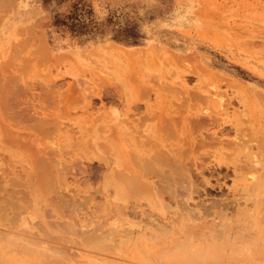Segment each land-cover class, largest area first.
<instances>
[{
    "label": "rangeland",
    "instance_id": "374dc122",
    "mask_svg": "<svg viewBox=\"0 0 264 264\" xmlns=\"http://www.w3.org/2000/svg\"><path fill=\"white\" fill-rule=\"evenodd\" d=\"M17 20H23L20 26H14ZM61 44H68L61 50L68 53L55 55ZM0 45L7 46L0 54L8 57L5 62L0 60V104L16 100L19 109L28 107L32 112L47 102L72 105L66 94L73 75L94 68L100 45L109 47L102 52L111 62L114 78L123 80L115 84L124 90L123 98L116 97L109 108L99 104L100 110L96 109L101 117L108 111L117 113L111 124L115 130L120 128L117 142L121 148L109 157L103 150L96 152V167L91 170L95 184L82 183L76 187L79 194H74L79 204L85 194L94 195L88 203L40 227L41 220H30L27 212L7 214L12 200L0 199V264H264V198L254 199V187L242 179V166H250L251 152L259 146L245 147L248 136H240L251 133L264 142V0H0ZM207 89L216 95L209 112L218 118L213 117L206 126L203 142L199 137L190 138L186 122L201 108ZM10 94L15 97L9 98ZM10 113L14 114L9 110L7 115ZM14 116L8 118H20ZM141 116L145 118L140 126ZM163 127L170 133L169 139ZM143 135L159 145L152 146ZM212 138L222 142L212 144ZM240 139L243 142H234ZM196 142L202 146L197 145L193 152ZM241 143L243 149L234 148ZM164 151L167 166L160 165ZM150 154L155 155L151 157L154 161ZM133 156L138 163L130 158ZM182 163L187 171L182 170ZM156 168L171 173L157 174ZM116 169L128 175L141 170V179L122 172L129 178L120 180L122 170ZM139 180L147 183L141 186ZM146 184L152 185V191H147ZM134 186L139 187L138 193L144 186L141 197ZM144 209L154 215H146ZM59 219L65 221L64 226ZM193 244L199 249L195 245L191 250Z\"/></svg>",
    "mask_w": 264,
    "mask_h": 264
},
{
    "label": "bare ground",
    "instance_id": "6f19581e",
    "mask_svg": "<svg viewBox=\"0 0 264 264\" xmlns=\"http://www.w3.org/2000/svg\"><path fill=\"white\" fill-rule=\"evenodd\" d=\"M39 40H40V38H39ZM4 45H0V52L1 51L4 52V51L7 50V46L5 47ZM2 46H4V47H2ZM105 47H106V50H107V48H109L108 46H105V45H100L97 48V53H96L97 57L95 59L96 61L94 60V62L96 64H94V68L90 67L89 70H84L82 72H78V73H75L73 75L74 81H72L73 83H70V85L68 87V91L66 90L67 93H68V95L66 94V98L68 100L72 98L71 99V101L73 102L72 105H70L69 103H68L69 105L67 103L64 104V102H62V101H55V103H53L54 105H50V104L48 105L49 102H47L46 106H43V108L36 109L34 112H32V111L29 110L28 107L19 109V107H21L20 104H18L16 102H11V101L9 102V101H7V99H6V103H1L0 104V115H2V116L4 115L3 118L0 120V199L6 198V200H7V198L9 197V199L12 200L11 207H10L11 210L10 211L8 210L7 214H12L14 216H16V215L18 216V215H20V213L23 214L24 212H27L28 217L30 218V220L39 219V220H41L40 221L41 225H39V226L40 227H42V226L44 227V225L47 224V221H49L48 223L51 224V218H53L55 216H58L59 218H63V215L65 213H67L69 209H70V211L73 210V212H74V210L79 209L78 207L83 206V204L88 203L89 202V196L90 197L92 196L91 194L90 195H86L85 194L84 196H82V199H80V204L77 203L74 200V194H79V190L76 187L80 186L82 183L92 184L94 182V176L92 174L93 173L92 171H93V167L96 165V162H95V154H96V152H98L100 150H103L105 155L107 157H109L114 151L120 150L121 144H119L117 142V138L119 137L118 136L119 133L117 134V132H119L120 128H117L116 129L117 131H116L115 130V126L113 127V125L111 124V121L113 120L114 116L117 115V113L115 111H111V112L108 111L105 114L104 117L99 116V114L97 113V111L100 110L99 106L107 109V108L110 107L111 103L114 100H117L116 97L117 98H121V97L123 98V96H124V90L120 89L122 87L121 86L118 87L115 84V81L117 83L119 80L120 81H123V80L122 79L116 80L114 78L112 70H111V66H110L111 62L109 63V59L105 57L106 56L105 52H102V51H105ZM6 57L7 56H5V54H0V60L4 59ZM2 61H0V62L3 64ZM4 62H5V59H4ZM6 62H8V61H6ZM123 85H124V83H123ZM211 90L207 89L206 92H204L205 94L203 93L204 94L203 97H202L203 99L199 103V106L201 108H197V111H195L193 117L191 116V118H190V117H187L188 115L186 116L187 119H189L188 124L186 122V130L190 132V138L192 137V139H195L196 137H199L200 140L203 141V142L206 140V138H205L206 135H205V131L204 130L206 129L207 125H210L209 123L214 117L213 114L209 112L210 110H212V105L214 103V97L216 96V95L213 96L214 93ZM66 91L64 90L63 92H66ZM190 92H189V94H190ZM56 94H57V92H56ZM3 95L1 97H2V99H5V98H3V97H5V95L4 96ZM11 96L12 97H10V98L15 97L13 95H11ZM61 96L63 97V95L62 94L59 95L60 100H64V97L62 98ZM190 96H194V95H190ZM218 96L220 97V95H218ZM221 97H222V95H221ZM218 100H220V99H218ZM67 102H69V101H67ZM114 102L116 103V101H114ZM220 102H221V100H220ZM182 105H184V104H182ZM135 106H137V109H138V105L136 104ZM30 107H31V105H30ZM96 109H97V111H96ZM134 109H135V107H134ZM9 110H12V112L14 114H16V116H18L20 118H16V119H13V120L9 119L10 115L14 116V114L12 115L11 113H10L9 116L7 115V114H9ZM149 115L150 114H148L146 116H149ZM141 117L143 118V116H141ZM152 117H155V116H151L150 119H152ZM161 117H163V116L160 115L159 119ZM215 117H214V119L218 118V117H216V118ZM144 118L141 121H139L141 123H137V124H139L140 126L143 125ZM164 120H166V118H164ZM164 120L162 119V123H163ZM175 120H176V118H175ZM159 121L161 123V119ZM159 121L157 122L158 125H159ZM212 121H214V120H212ZM129 122H127V124ZM169 122H170V120H169ZM168 123H166V125ZM176 123H177V121L175 122V125H176ZM212 123L213 122H211V124ZM178 124H180V122H178ZM163 125H164V123H163ZM129 126H132V125L130 124ZM160 126L162 128V124H160L159 127ZM169 126L171 127V125H168V126H166V128L168 127V129L172 130L173 128L172 127L170 128ZM176 126H175V128H177ZM161 128H159V129H161ZM166 128L163 127V129H164L163 131L164 132L166 131L165 130ZM177 129H179V128H177ZM225 129H226V126H225ZM248 130H249V128L247 129V127H246V131H248ZM136 131H138V130H136ZM226 131H227V129H226ZM240 131H242V129ZM219 132L220 131L218 130V133ZM138 133L139 134L141 133L140 130L138 131ZM172 133H173V131H172ZM168 134H170V133H168ZM168 134H167V136L165 135L166 138L168 137ZM187 134H188V132H187ZM187 134H186V136H189ZM237 134H239V133H237ZM244 134L245 133L242 132V134L240 136H242V135H243V137L244 136L246 137V135L248 136V139L246 138L245 139L246 141H244V144L246 145L245 147L248 148V146H250V145L254 146V144L258 143L259 148H258V150L255 151V149H254L253 152H251L252 160H251L250 166L246 165L248 161H246V164L244 163V165H246V167L244 166V168H243V166H242L243 175H244V177L242 179H243V181L245 183L250 184V187H254L253 189H254L255 192L253 191V195H252V196H254V199H256L258 197V199L260 198V200H262L264 198V142H262L261 140L258 141V139H261V137L256 139V137L254 138V136L251 133H246L245 135ZM174 135H172V136H174ZM176 135L174 137H176ZM162 136H163V138H165L164 133L162 134ZM169 138L170 137H168L167 139H169ZM178 138H181V137L179 136ZM184 138H183V141H186V138L185 139ZM199 138H198V140H199ZM207 138H208V136H207ZM145 139H146V137H145ZM147 139H146V141H147ZM181 139H179V140H181ZM212 139H213L212 144H216L217 142L219 144L220 142H222V140H220L219 138H216V139L212 138ZM198 140H197V142H199ZM228 140L229 139H226V143H227ZM240 140H238L239 142L238 141H234V142H236L238 144L240 142H243L242 140H244V139L242 138V140L241 141ZM149 141H151L152 146H154V144L159 145V143H157L156 141L155 142L152 141L150 138L148 139V142ZM190 141H192V140L190 139ZM197 142H196V144L195 143L193 144V145H196V147H193V152H194V148H196V150H197L198 149L197 145L198 146L200 145V143L197 144ZM206 142H205V144H206ZM144 143H145V141H144ZM251 143H253V144H251ZM175 144L176 143H174V145ZM184 144H185V142H184ZM210 144H211V142H210ZM223 144L226 145L225 143H223ZM237 144H234V148H236L238 146V148L242 147V149H243L244 145H242V143L240 144L242 146L237 145ZM165 145H167V144H165ZM189 145L192 146V144H189ZM208 145H209V143L206 144V147ZM200 146H202V144ZM238 148H236V149H238ZM250 148H252V147H250ZM160 150H161V148H160ZM244 150H246V148H244ZM178 151H179V149H178ZM155 152L157 153V151H155ZM159 154L162 156L161 153H159ZM159 154H157L156 156H158ZM165 154H166V152L163 154V156H162L163 158L161 157L163 159V161L166 159L164 157ZM152 156L154 157L155 155L150 154V158ZM158 157L160 158V156H158ZM130 158H133V160H134V156L130 157ZM201 158H203V157H201ZM240 158L242 159L243 157L240 156ZM151 159L154 161L153 158H151ZM157 159H156L155 162L159 163L160 161H157ZM133 160H132V162H133ZM146 160L147 159H145V161ZM152 160H151V162H153ZM183 160L184 159H182V162L184 163ZM134 161H136L138 163V161L136 159ZM145 161L143 163H146V166H148L147 162H145ZM126 162L130 163V161L128 159H127ZM148 162L150 164V161H148ZM128 163L126 164V166H129ZM162 163H164V165L167 166V164H165L166 161L160 162V165ZM183 163H182L183 166L181 165V168L185 166ZM136 164H135V167H137ZM186 165H188V163ZM146 166H144V172L149 170V169H145ZM150 166L152 167L153 165H150ZM139 167L141 168V166L138 165L137 168H139ZM178 167L176 166V169ZM126 168H128V167H126ZM153 168H155V167L153 166ZM168 168H169V166H168ZM181 168H180V170H181ZM188 168H189V165H188ZM238 168H240V167L238 166ZM94 169H96V168H94ZM130 169H131V167H130ZM141 169H143V168H141ZM156 169H154L153 172H155ZM172 169H174V166H173ZM186 169L182 168V170H186ZM191 169H193V168H191ZM121 170L122 169H119V170H117V172L121 171ZM236 170H237V168H236ZM98 171H96V172H98ZM151 171H149V172H151ZM156 171H157V174L158 173L160 174V172H162V171H167V168H166V170L165 169L163 170V168H162L161 171L159 169H157ZM122 172H123V170L121 171V173ZM140 172H141V170H140ZM140 172H138V173H140ZM144 172H143V174H144ZM169 172H168V174H169ZM174 172L176 173V171H174ZM235 172L240 173V171H235ZM116 173H114V176L117 177V175H118V177H120V174L115 175ZM123 173L128 175L126 172H123ZM123 173L121 175H123ZM130 173H132V172H130ZM138 173L137 174L136 173H134V174L132 173L133 177L135 175L138 176ZM146 173H145V176L147 177ZM192 173H193V171H192ZM150 174L151 173H148V175H150ZM204 174H205V172H204ZM95 175H96V173H95ZM131 175H128V176H131ZM163 175H165V172H164ZM123 176H124V178L121 176L122 179L120 177V180H123V179H125L127 177L125 175H123ZM167 176L169 177L170 175H167ZM167 176L165 177V179L168 180ZM192 176H193V174H192ZM133 177L131 176V178H133ZM128 178L129 177H127L126 179H128ZM138 178H140V175L138 176ZM153 178H154V176H153ZM169 179H170L169 180V182H170L171 178L169 177ZM200 179H201V176H200ZM135 180H137L136 176H135ZM164 180H163V182L167 181V180H165V181ZM184 180L186 181L185 178H184ZM139 181H141V180H139ZM153 181H158V180L156 179V180H153ZM142 182H143V180L139 183V185L142 186ZM143 183L145 184L147 182L144 181ZM177 183H178V181H177ZM94 184H95V182H94ZM135 184H137V182L133 183V185H135ZM164 184H166V182ZM164 184H163V186H164V188H166L167 186L165 187ZM167 184L170 185V183H168V181H167ZM173 184H174V181H173ZM187 184H189V182ZM187 184H185V185H187ZM116 185H117V181H116ZM139 185L137 184V186H139ZM147 185L149 187V185H151V184H146V186ZM144 186L141 188L142 190L141 189L139 190L140 191L139 193H138L139 187L137 188L136 186H134L133 190L136 191V193L138 194L139 197L142 196L141 195V191H142V193L144 192L143 191L144 190ZM161 186H162V184H161ZM161 186L159 184H157V187H161ZM173 186H171V188H173ZM148 187H147V191H149L148 189H150L152 187V185H151V187H149V188ZM97 188H98V186H97ZM161 188L163 190V187H161ZM171 188H169V189H171ZM185 188H186V186H185ZM188 188H189V185H188ZM193 188H194V186H193ZM151 189H150V191H152ZM197 190H198V187H197ZM197 190L195 189V191H197ZM92 192L93 191H91L90 193H92ZM96 192H98L97 189L95 190V193ZM131 193H132V191H131ZM150 194L153 196L152 192ZM95 196H97V195L95 194ZM250 197L248 199H251ZM98 199H100V198L98 197ZM190 199H191V197L188 200H190ZM221 201H226V200H221ZM216 202H217V200H216ZM218 202H220V201H218ZM177 203H178V201H177ZM179 203H181V202H179ZM224 203H227V202H224ZM167 204L170 205V203H167ZM221 204H222V202H221ZM228 204H230V203L228 202ZM144 205H146V204L143 203V206ZM163 205H164V203H163ZM184 205H185V203H184ZM214 205L212 206V208H216V207H214ZM226 205L227 204H225V206ZM165 206L166 205H164V207ZM132 207H134V205H132ZM191 207H193V206H191ZM217 208H220V207H217ZM8 209H9V207H8ZM99 209H100V206H99ZM189 209H191V208H189ZM110 210H111V208H110ZM186 210H188V209L186 208ZM215 210H213V212ZM225 210H226V208L224 209V211ZM193 211L195 212V210H193ZM218 211H217V213H218ZM222 211H220V214L223 215L224 212H222ZM144 212L146 213L145 209H144ZM17 213H19V214H17ZM127 213H128V211H127ZM130 213H131V211H130ZM138 213H140V210H139ZM150 213L151 212L148 211V213H146V215L150 214ZM134 214H136V213L134 212ZM134 214H133V216H135ZM137 214H136V216H137ZM152 214L153 213H151V215ZM220 214H219V216H220ZM138 215H140V214H138ZM195 216H198V215H195ZM74 217H75V215H74ZM27 220H28V218H27ZM70 220H68V221H70ZM153 220H154V218H153ZM59 221H61L60 224H62V226H64L63 222L65 223V221H63V219H59ZM35 222L37 223L38 221H35ZM35 222H33V223L35 224ZM54 222H55V220L53 221V223ZM58 222H56V224L60 225ZM66 223H67V221H66ZM68 223L71 224V222H68ZM145 223H147V221ZM153 223H155V222H153ZM153 223H151V224H153ZM157 224L158 225L160 224L159 227L161 226V223L158 222ZM165 224L166 223H164L163 225L166 227L167 224L166 225ZM213 224H215V223L213 222ZM54 225H55V223H54ZM158 225H155V226L158 227ZM161 227L159 228V230L162 229ZM146 228H145V232H147ZM166 228H168V227H166ZM219 228H221V226H219ZM90 229H92V228H90ZM141 229H143V228H141ZM77 230L79 231V228ZM163 230H164V228H163ZM221 230H224V229L221 228ZM73 231H74V229H73ZM47 232H46V234L44 232V234L47 235ZM128 232H129V235H130V233L132 231L130 232V230H128ZM143 232H144V230L141 231V233H143ZM220 234H221V232H220ZM54 238H56V236ZM87 239H89V238H87ZM137 239H138V237H137ZM187 239H189V238H187ZM201 243H203V242H201ZM188 245L190 246V244H188ZM193 246H195L196 249L198 247L197 244H193L192 248H193ZM237 247L239 248V246H237ZM192 248H191V250H194V248L193 249ZM200 248H201V246H200ZM178 249H180V247H178ZM198 249H199V247H198ZM240 252H242V251H240ZM212 257L214 258V254H213ZM193 260H195V259H193Z\"/></svg>",
    "mask_w": 264,
    "mask_h": 264
},
{
    "label": "crops",
    "instance_id": "0c3cea01",
    "mask_svg": "<svg viewBox=\"0 0 264 264\" xmlns=\"http://www.w3.org/2000/svg\"><path fill=\"white\" fill-rule=\"evenodd\" d=\"M21 22H23V20H17V21H15V23L13 22V24H14V26H20V23ZM68 43H70V42H68ZM71 44H73V43H71ZM68 44L67 45H63V44H61V47H59L58 48V51H56V54L55 55H57V54H64V53H68V51H64V52H61V50H63V49H67L68 47ZM10 97H12L11 95H9V98ZM13 99V98H12ZM10 102V101H9ZM14 102V101H13ZM16 102V101H15Z\"/></svg>",
    "mask_w": 264,
    "mask_h": 264
}]
</instances>
